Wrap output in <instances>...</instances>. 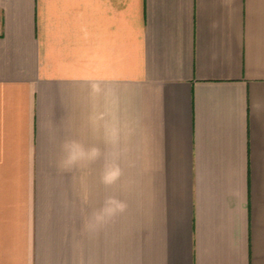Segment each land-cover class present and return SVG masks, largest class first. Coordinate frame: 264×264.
<instances>
[{
	"label": "crops",
	"instance_id": "0c3cea01",
	"mask_svg": "<svg viewBox=\"0 0 264 264\" xmlns=\"http://www.w3.org/2000/svg\"><path fill=\"white\" fill-rule=\"evenodd\" d=\"M92 78L130 129L111 187L57 167L105 150ZM0 264H264V0H0Z\"/></svg>",
	"mask_w": 264,
	"mask_h": 264
},
{
	"label": "clouds",
	"instance_id": "9594fccd",
	"mask_svg": "<svg viewBox=\"0 0 264 264\" xmlns=\"http://www.w3.org/2000/svg\"><path fill=\"white\" fill-rule=\"evenodd\" d=\"M222 6L229 7L232 0H221ZM215 25H213L214 27ZM80 31L85 39L89 36L88 26L82 23ZM89 97L92 102L90 121L93 131L103 140L105 150L102 152L96 145L86 146L79 140H66L61 145V156L57 167L64 171L84 170L89 165L103 159L100 181L105 187H111L122 176L121 160L127 152L122 147V140H126L130 129L122 126L116 114L117 96L113 88L108 87L103 78H92L88 83ZM88 203V197H83ZM127 208L125 201L115 195L108 196L98 208L83 219L82 228L85 232H96L110 224Z\"/></svg>",
	"mask_w": 264,
	"mask_h": 264
}]
</instances>
